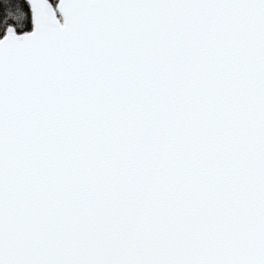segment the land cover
<instances>
[{
	"label": "snow or ice",
	"instance_id": "snow-or-ice-1",
	"mask_svg": "<svg viewBox=\"0 0 264 264\" xmlns=\"http://www.w3.org/2000/svg\"><path fill=\"white\" fill-rule=\"evenodd\" d=\"M0 264H264V0H0Z\"/></svg>",
	"mask_w": 264,
	"mask_h": 264
}]
</instances>
